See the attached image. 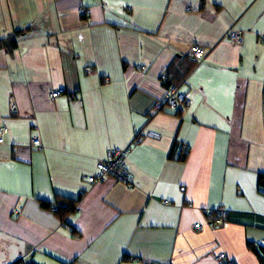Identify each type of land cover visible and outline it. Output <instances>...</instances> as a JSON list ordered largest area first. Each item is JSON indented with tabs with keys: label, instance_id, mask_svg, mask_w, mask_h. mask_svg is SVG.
Returning <instances> with one entry per match:
<instances>
[{
	"label": "crops",
	"instance_id": "1",
	"mask_svg": "<svg viewBox=\"0 0 264 264\" xmlns=\"http://www.w3.org/2000/svg\"><path fill=\"white\" fill-rule=\"evenodd\" d=\"M7 38L0 264H260L248 245L264 249V0H0ZM163 73L186 109L162 103ZM142 129L159 139L134 142ZM121 148L131 185H89ZM216 207L228 215L212 229L202 210Z\"/></svg>",
	"mask_w": 264,
	"mask_h": 264
},
{
	"label": "built area",
	"instance_id": "2",
	"mask_svg": "<svg viewBox=\"0 0 264 264\" xmlns=\"http://www.w3.org/2000/svg\"><path fill=\"white\" fill-rule=\"evenodd\" d=\"M79 14L82 16H87L89 11L87 8L81 7L79 9ZM227 40L232 44H238L241 41L240 32L234 29L228 30L226 33ZM204 57V50L198 46H193L190 49V58L195 63H200ZM86 71H90L89 68ZM167 81V76L165 73L161 74L160 82L163 84ZM63 93V89H58L50 92L49 98L55 100L60 94ZM171 110H184L190 104L189 98L182 94L177 87L169 86L166 89V93L162 102ZM10 111H14V103L11 101L9 103ZM8 134V129L5 127L3 122L0 119V145L5 141V137ZM159 134L152 132L148 129H142L134 133V142H142L146 139H159ZM30 145L33 148H40L41 142L38 135H33L30 139ZM187 148H184V151L187 152ZM128 148L121 149H110L107 151L105 157L102 160H99L96 164V172L90 176L86 177V181L89 185L93 186L96 183L102 181L105 177L112 178L116 182L125 184L126 186L131 185V179L128 171L126 155ZM166 203V202H164ZM204 216L208 218L206 226L210 228H218L223 225L227 217V211L222 207H216L214 209H204L202 210ZM194 229H201V224H194ZM217 264H226V256L224 253H218L216 255ZM230 264V263H228Z\"/></svg>",
	"mask_w": 264,
	"mask_h": 264
},
{
	"label": "trees",
	"instance_id": "3",
	"mask_svg": "<svg viewBox=\"0 0 264 264\" xmlns=\"http://www.w3.org/2000/svg\"><path fill=\"white\" fill-rule=\"evenodd\" d=\"M14 47H15V40L13 38H7V39H1L0 40V48H3V49L10 51ZM166 76H167V74H166ZM162 85H164L166 89H167V87L172 86L168 83V76H167V81H165ZM174 87H176V86H174ZM176 111L177 110H174V113ZM258 185L261 189L264 190V174L259 175ZM66 204L67 205L64 208H61V206L57 207L56 211H58V212H56V213H59V211H61L60 209H62V212H64V214L74 211V208H73L74 202L73 201H67ZM41 206L44 208H50V205L46 204L45 202H42ZM227 215H228V213H227ZM226 219H227V217H226ZM248 248L258 258L260 264H264V249L259 247V246H256V245H252V244H249ZM14 264H22V263L16 262ZM31 264H33V263H31ZM146 264H155V263H146ZM226 264H228V263H226Z\"/></svg>",
	"mask_w": 264,
	"mask_h": 264
}]
</instances>
